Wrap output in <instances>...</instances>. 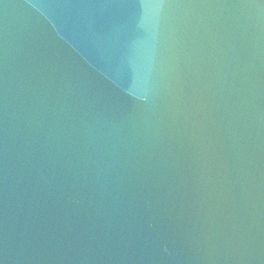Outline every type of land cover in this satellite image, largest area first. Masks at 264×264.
<instances>
[{
	"label": "water",
	"instance_id": "obj_1",
	"mask_svg": "<svg viewBox=\"0 0 264 264\" xmlns=\"http://www.w3.org/2000/svg\"><path fill=\"white\" fill-rule=\"evenodd\" d=\"M0 264H264V0H0Z\"/></svg>",
	"mask_w": 264,
	"mask_h": 264
}]
</instances>
